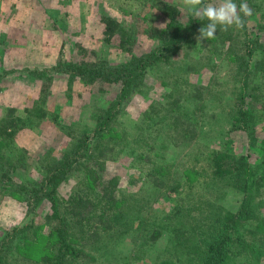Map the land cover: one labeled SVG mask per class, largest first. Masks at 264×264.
<instances>
[{"label":"rangeland","instance_id":"obj_1","mask_svg":"<svg viewBox=\"0 0 264 264\" xmlns=\"http://www.w3.org/2000/svg\"><path fill=\"white\" fill-rule=\"evenodd\" d=\"M159 2L177 7L179 19L188 20L192 15L183 0H0V120L4 121L14 109V120L23 123L4 148L5 155L0 160V250L5 249L2 242L7 233L10 238L15 234L22 236L20 230L26 225L39 228L37 233L43 234L39 239L50 241L44 234L50 231L45 216L52 212V203L47 199L35 202L34 188L39 190L40 185L33 183H42L49 177V169L73 153L74 138L92 134L115 103L116 119L89 139V155L74 165L69 179L60 185L59 200L71 198L82 181L89 158L94 157L105 165L100 171L105 180L120 178L118 194L121 192L126 198L135 194V199L140 200L146 197L149 213L140 212L132 199L128 206H121L126 214L125 219L120 220L121 231L105 234L107 243L114 242L115 251L108 253L109 247L103 245L94 253L93 264H162L166 260L198 264V239L200 234L209 231L203 227L198 233L199 221L207 226L205 219L211 223V216L237 212L243 199L238 191L210 188L223 185L209 183L211 181L207 182L203 175L210 152L226 150L238 156L248 155L264 174V118L249 123L245 131L235 127L239 120L237 97L245 66L241 68L215 38L195 39V48L185 46L167 62L145 69L138 88L133 85L125 99L120 96L121 85L89 80L87 64L130 68L134 59L147 57L156 49L158 43L150 36V29L163 28L167 19V12L164 14L156 6ZM219 2L204 0V4L218 5ZM252 3L254 10L248 25L242 30L229 29L239 37L236 52L251 61L247 69L250 71L249 104L260 109L264 108V0H252ZM103 14L122 25L127 34L124 42L117 34L108 40ZM247 38L257 43L252 58L246 51ZM60 66H70L75 71ZM170 91L187 97V111L183 113L198 132L191 152L194 158L202 157L195 166L193 157L177 162V165L188 166H183L189 171V175L184 176H189L187 182L183 180L185 184L181 183L177 190V184L171 182L174 188L169 196L162 193L156 201L149 196L153 189L146 190L152 185L147 177L152 164H144L146 159L141 156L146 154L147 141L155 136L154 142L160 140L156 131L169 114L165 105ZM196 94L202 97L194 103ZM154 105L162 107V110L157 109L160 113L151 112ZM101 141L108 146L119 144L117 152L120 147L128 149L115 161L105 162L97 149ZM147 157L156 162L154 153ZM172 160L170 158L169 162ZM177 165L172 163L170 169L178 168ZM5 172L8 177L3 176ZM81 186L86 187L87 181ZM161 190L164 191V187ZM256 202L264 218V185ZM60 212L63 213V204ZM136 214L142 215L141 220L133 221ZM167 216H172L173 220ZM178 219L184 228L191 224L197 234L185 247L178 246L169 231ZM259 224L242 223L240 227L242 234L260 245L256 238L264 239V223ZM162 226L163 235L153 243L150 241L153 229H162ZM185 239L186 235L179 237L181 241ZM243 261L233 256L230 264H243ZM256 262L253 264H264V259Z\"/></svg>","mask_w":264,"mask_h":264},{"label":"trees","instance_id":"obj_2","mask_svg":"<svg viewBox=\"0 0 264 264\" xmlns=\"http://www.w3.org/2000/svg\"><path fill=\"white\" fill-rule=\"evenodd\" d=\"M241 2H244V0H236L238 6ZM246 2L253 12L252 0H246ZM156 6L164 14L167 12L164 27L154 26L149 32L150 36L158 43L156 49L147 57L134 59L130 68L102 67L97 64H87V67H89L87 74L90 81L121 85L120 96L125 99L133 85L138 88L145 69L167 62L175 54L181 52L185 46L191 49L196 47L195 39L196 35L199 34L198 30L207 21L197 19L193 15L188 20L179 19V9L166 2H159ZM251 17L245 18V26L248 25ZM102 21L105 24V35L108 40L117 34L120 35L122 42H124L127 34L122 30V25L116 19L103 14ZM238 39L239 37L233 35L230 29L225 32L221 31L218 26L214 40L223 49L227 48L228 54L237 60L241 68L245 66V73L241 74L240 95L237 97L239 120H237V126H235L237 129L245 131L249 129V123L264 118V108L259 109L249 104L251 99V92L248 91L250 71L247 69L250 67L251 61L246 60L240 52H236L235 45ZM246 46L248 56L252 58L255 54L257 43L247 38ZM60 68L75 71L70 66H60ZM184 72H188V70H184ZM182 95L177 96L175 91L168 92L166 95L168 100L165 107L168 108L167 112L169 114L164 116L165 118L161 120L160 126L156 131V135L160 140L154 142L155 136L152 141H147L145 143L146 154L141 156L143 160L146 159L144 164L149 165V162L152 164V166L149 165V172H147L148 182L152 185L146 187V190L151 191L153 189L149 196L156 201V197L162 193H165V196H169L170 191L174 188L170 186L173 182L177 184L175 190L180 187L179 185L185 184L182 183L183 180V182H187L189 176H184L189 175V171L187 168H183V166H186L184 163H178L177 165V162L180 160L184 161L186 158L190 159L195 155L191 151L198 138V132L196 126L194 129V124H192L191 120L185 119L186 114L183 112L187 111L185 106L187 97ZM201 97V94H196L197 100L194 103ZM116 106L115 103L106 111L105 118L92 134H84L81 137L74 138L76 143L73 153L55 163L54 167H51L48 171L49 177L42 183H33L35 186L40 185L39 190L34 188L35 202L38 203L40 200L47 199L52 203V212L45 216V223L50 226V231H46L47 234H44L45 237L52 240L42 241V237L39 239L43 234L41 232L37 233L39 228H34L33 225L24 226L20 230L23 233L22 236L15 234L10 238L9 233H7L6 238L2 242V244L5 243V249L2 248L0 250V264H93L94 253L98 249H102L103 245L106 244L109 247L107 249L108 253L115 251V246H112L114 242H108L110 243L108 244L107 235L105 234L121 231L123 225H121L120 220L126 217L124 209L120 208L121 206H128V201L132 199L140 212L146 211L149 213L146 209V197L144 200H140L135 199V194L130 195L128 198L121 192L118 194L120 178L113 177L105 180L100 174L105 165L99 163L100 161L94 157L89 158V162L83 172L82 181L73 190L71 198H68L67 201L59 200L60 185L69 179L68 175L72 174L71 172L76 167L74 165H78L88 157L89 139H92L94 135L101 132V128L107 127L111 121L116 119L118 114L116 113L118 111ZM151 108V112L160 113L162 110L160 105H154ZM158 108H161V110L157 111ZM196 110L199 109L197 108ZM14 112L15 110L11 109L8 117L3 119L4 121L0 120V160L5 155L4 148L9 146L16 132L23 126L21 120H14L12 116ZM146 116L149 117L148 114ZM150 117L151 119L154 118V116ZM118 145L113 143L112 146H108L106 142L101 141L97 146L99 157L105 162L109 160L115 161L117 157H120L128 149L127 147H120L121 149L119 148L117 152L116 147ZM187 151L190 152L186 155ZM172 152L175 154L174 158L172 157ZM149 153H154L156 162L147 157ZM168 155H170L169 158ZM198 156H196L197 158L193 157L194 166L198 165L201 160L202 156L200 158ZM208 156L207 166L204 167L205 171L203 170L204 177L207 178V182L211 181L209 183H214L215 185L223 184L222 187L212 184L213 186H210V188L213 190H235L243 195V199L237 212L211 216V223L208 219H205L208 221L207 226L201 220L198 225L196 224L198 233L199 231L201 233L203 227L209 228V231L205 235L200 234L198 239L200 250L198 264H230L233 261V256L244 260L243 264H253V261L261 263L262 259H264V239L256 238L260 245L254 242L253 239L249 240L245 234H242L240 227L242 223H264V218L260 216L259 204L256 202L260 188L264 185V174L261 171V167L254 165L248 155L238 156L231 153V151L218 152V150H213ZM170 158L173 159L171 162H169ZM160 160L165 162L160 163ZM172 163L178 167L174 169L175 172L170 169ZM3 176L8 177V174L5 172ZM86 181L87 186L82 187L81 185ZM79 186L80 190H78ZM163 187L165 192L161 190ZM144 202L145 205H143ZM61 204H63V213L60 212ZM150 209L153 210L154 208L150 207ZM141 217L142 215L136 214L133 221L141 220ZM167 218L173 220L172 216H167ZM163 227L162 229H153L150 241L156 243L159 240L164 233L165 228ZM169 231H172L173 234L171 238H175L177 245L182 247L190 243L191 239L195 240L197 236L194 229L191 228V224L187 228L183 227L181 219L175 220L172 230ZM184 235H186V239L184 241L179 240V237L181 239ZM174 245L176 246V244ZM242 254L245 256H238ZM89 260L90 263L88 262ZM162 264L180 263L166 260Z\"/></svg>","mask_w":264,"mask_h":264},{"label":"clouds","instance_id":"obj_3","mask_svg":"<svg viewBox=\"0 0 264 264\" xmlns=\"http://www.w3.org/2000/svg\"><path fill=\"white\" fill-rule=\"evenodd\" d=\"M183 4L195 18L207 21L204 26L199 28L197 41L214 39L218 26L221 31L225 32L232 27L242 30L245 27V18L253 15L246 0L239 6L234 0H220L218 5L204 4V0H183Z\"/></svg>","mask_w":264,"mask_h":264}]
</instances>
